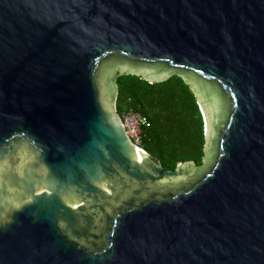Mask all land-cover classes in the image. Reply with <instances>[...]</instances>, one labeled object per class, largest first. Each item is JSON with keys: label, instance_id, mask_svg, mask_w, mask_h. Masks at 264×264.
<instances>
[{"label": "water", "instance_id": "95a60500", "mask_svg": "<svg viewBox=\"0 0 264 264\" xmlns=\"http://www.w3.org/2000/svg\"><path fill=\"white\" fill-rule=\"evenodd\" d=\"M124 73L189 86L200 165L129 140ZM0 264H264V0H0Z\"/></svg>", "mask_w": 264, "mask_h": 264}, {"label": "trees", "instance_id": "16d2710c", "mask_svg": "<svg viewBox=\"0 0 264 264\" xmlns=\"http://www.w3.org/2000/svg\"><path fill=\"white\" fill-rule=\"evenodd\" d=\"M116 111L133 110L146 116L141 147L166 170L180 162H202L204 122L197 99L177 74L150 82L124 73L116 78Z\"/></svg>", "mask_w": 264, "mask_h": 264}, {"label": "built area", "instance_id": "2783aa9c", "mask_svg": "<svg viewBox=\"0 0 264 264\" xmlns=\"http://www.w3.org/2000/svg\"><path fill=\"white\" fill-rule=\"evenodd\" d=\"M120 116L122 127L129 140L137 147L141 148L142 128L147 124L146 116L139 112L128 110Z\"/></svg>", "mask_w": 264, "mask_h": 264}, {"label": "bare ground", "instance_id": "6f19581e", "mask_svg": "<svg viewBox=\"0 0 264 264\" xmlns=\"http://www.w3.org/2000/svg\"><path fill=\"white\" fill-rule=\"evenodd\" d=\"M140 154H141V149H137V155L139 156Z\"/></svg>", "mask_w": 264, "mask_h": 264}, {"label": "rangeland", "instance_id": "374dc122", "mask_svg": "<svg viewBox=\"0 0 264 264\" xmlns=\"http://www.w3.org/2000/svg\"><path fill=\"white\" fill-rule=\"evenodd\" d=\"M204 134H205V132H204Z\"/></svg>", "mask_w": 264, "mask_h": 264}]
</instances>
